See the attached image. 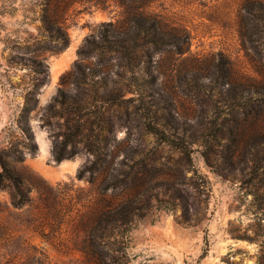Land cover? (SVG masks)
Instances as JSON below:
<instances>
[{"label":"rangeland","instance_id":"rangeland-1","mask_svg":"<svg viewBox=\"0 0 264 264\" xmlns=\"http://www.w3.org/2000/svg\"><path fill=\"white\" fill-rule=\"evenodd\" d=\"M242 1L146 2L139 11L177 27L185 51L136 41L129 60L98 46L112 28L104 22L125 23L117 1L0 0V169L2 162L18 174L32 199L14 206L0 186V264H87L75 212L53 232L26 220L43 206L41 191L52 211L99 197L98 172L93 183L76 176L96 137L108 138L101 150L115 155L108 170L122 178L130 169L140 192L116 264H264V93L233 99L225 83L231 68L264 87V39L255 41L248 22L252 40L241 42ZM118 90L133 100L118 101ZM239 104L245 109L235 111ZM157 116L166 134L189 143L191 161L148 131ZM68 127L63 153L71 156L57 160Z\"/></svg>","mask_w":264,"mask_h":264},{"label":"trees","instance_id":"trees-1","mask_svg":"<svg viewBox=\"0 0 264 264\" xmlns=\"http://www.w3.org/2000/svg\"><path fill=\"white\" fill-rule=\"evenodd\" d=\"M103 3V0H98ZM107 1V0H104ZM117 1L124 10L125 23L122 25L114 24L111 21L104 22L111 28L109 33H103L99 36L98 46L105 52H119L123 58L129 59L136 54V50L133 44L136 41H143L150 45L154 51L160 50L159 45L168 46L164 50L167 52H174L182 54L185 50L179 44L181 31L175 27L170 26L167 22L163 21L159 16L155 14H144L139 11L142 5L151 0H114ZM136 10V11H135ZM238 33L241 42L244 44L247 40L251 42V35L247 31L246 23L252 22L256 27L255 41L263 42L264 39V0H243L238 9ZM122 35L120 39H116V36ZM186 38V36L184 35ZM161 51V50H160ZM199 77V76H198ZM197 80V78H196ZM228 84V93L230 97H239L238 99L256 96L264 93V87L260 86V82L251 77L241 76L234 72L230 68L229 76L226 80ZM62 94V90L60 91ZM250 95V96H248ZM121 90L116 91L115 99L120 102H128L133 100L132 97L121 98ZM157 105V102L155 103ZM159 108V106H156ZM246 104H239L235 107V111L244 110ZM147 129L151 132L160 142V144H166L173 148H176L180 154L182 161L186 163L191 161L189 143L179 136L171 137L170 134H166L168 129V123L159 116L154 120H150L146 123ZM79 128V124L76 125ZM62 140L55 144L54 153L55 158L60 160L66 156L63 153V147L65 143L72 141V133L68 127L67 131L62 134ZM173 135V134H171ZM108 138L94 139L93 143H86V149L92 154L91 159H87L78 168L76 176L81 179H85L90 183L94 182L93 173L96 171L100 174L99 184L96 189L98 191V198L84 200H76L75 204L66 210L61 208L56 211H52L50 204V198L47 191L39 192L37 201L38 204L43 206L37 209V212L30 219L26 220L27 227L45 230L49 229V232H53L56 228H60L65 217L71 212H75V218H77V230L85 232V236L81 241L79 250L84 256L87 264H116V255L118 251V237L120 233L125 229H128L132 222L133 216L136 214L137 195L139 190H134L132 179H128L131 174V170L123 171L122 178H118V171H115V167H112V171L108 170L109 164L114 161V154L103 152L101 149L107 145ZM102 141L104 144H102ZM31 148H34V143H30ZM108 156L110 157L108 159ZM127 157H129L127 155ZM152 161H156V158H152ZM127 164V163H125ZM131 166H129L130 168ZM133 178V177H132ZM59 184V183H58ZM122 185L125 192H122L120 197H116L114 192ZM160 186L165 185L168 189V185L165 182L159 183ZM202 187L204 184L200 183ZM0 186L8 188L10 190L12 204L17 207L24 206L26 204H32V199L29 197V190L23 185V182L18 174L11 171L1 162L0 169ZM110 189V193H107ZM186 200L183 202V207L186 208ZM75 210V211H74ZM37 223V224H36ZM47 232V234H49Z\"/></svg>","mask_w":264,"mask_h":264},{"label":"bare ground","instance_id":"bare-ground-1","mask_svg":"<svg viewBox=\"0 0 264 264\" xmlns=\"http://www.w3.org/2000/svg\"><path fill=\"white\" fill-rule=\"evenodd\" d=\"M56 74H57V71L54 73V77L56 76ZM63 168L64 169H66V170H70L71 171V167L69 166V165H66V168L63 166ZM38 169L44 174V175H46V176H48V175H50V174H48L47 172H45V171H43V168L42 169H40L39 167H38ZM51 173V172H50ZM51 175H52V173H51ZM53 176V175H52Z\"/></svg>","mask_w":264,"mask_h":264},{"label":"water","instance_id":"water-1","mask_svg":"<svg viewBox=\"0 0 264 264\" xmlns=\"http://www.w3.org/2000/svg\"><path fill=\"white\" fill-rule=\"evenodd\" d=\"M34 142L36 143V145H37V151H38V153L40 152V149H39V146H38V144H37V141L34 139ZM46 176V175H45ZM48 179H50L51 177H52V175H48V176H46Z\"/></svg>","mask_w":264,"mask_h":264}]
</instances>
